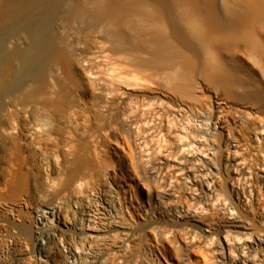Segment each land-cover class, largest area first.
<instances>
[{"label": "bare ground", "instance_id": "6f19581e", "mask_svg": "<svg viewBox=\"0 0 264 264\" xmlns=\"http://www.w3.org/2000/svg\"><path fill=\"white\" fill-rule=\"evenodd\" d=\"M32 3L48 8L52 0ZM56 4H62L65 10L78 5L85 16L98 13L93 17L88 44L78 28H70L68 37L76 56L67 52L69 68L81 73L86 98L91 99L98 88L105 96L100 112L114 111L111 101L122 104L121 115L136 133L132 142L118 141L113 146L123 159L124 168L111 172L116 189L108 190L105 206L76 172L71 176L70 191L76 199L80 224L73 223L66 212H56L55 208L61 207L56 200L47 203L44 210L37 207L43 223H51L50 228H54V223H63L82 235L76 243L65 241V255L78 260L73 264H102L115 247L127 250L138 237V231L114 205L116 192L127 208L136 206L138 195L151 197L150 186L141 183L136 191L130 181L136 170V148L141 165L163 178L166 195H175V183L182 180L188 186L190 199H200L181 211L185 219L180 227L195 232L194 236L199 231L205 233V242L210 244L221 239L214 248L219 254L218 264H262L258 249L264 246V215L260 228L253 231L246 218L233 214L225 194L222 196L215 187L212 172L218 168L213 159L220 152L229 184L237 195L244 196L246 208L252 210L257 200L264 206V193L257 185V181L264 185V0H56ZM108 9L110 12L106 13ZM58 29H65L62 22ZM124 38L134 40L138 47L117 48V42ZM150 59L158 60V66L146 62ZM49 82L41 95L46 102L57 94L56 78L50 76ZM165 99L171 100L172 105ZM36 103L8 101L3 110L8 121L1 126V133L8 140L15 124L9 115L19 110L30 120L27 136L54 141L47 121V104ZM33 107L37 114L32 116ZM78 107H68L65 124L70 125ZM181 111L197 115L199 123L178 124L174 113ZM36 147L44 164L53 162L61 170L56 153H46L37 143ZM63 148L69 158L71 148L67 143ZM46 176L48 187H54L56 178L48 171ZM218 205L227 210L220 224L214 215H208ZM154 226L147 224L143 228L146 241L159 251L163 264H175L179 255L176 242L165 232L159 243L158 235L153 237ZM106 239H119L120 244L97 251L92 248L93 243ZM167 251L172 254L167 256ZM199 257L208 263L205 254Z\"/></svg>", "mask_w": 264, "mask_h": 264}, {"label": "rangeland", "instance_id": "374dc122", "mask_svg": "<svg viewBox=\"0 0 264 264\" xmlns=\"http://www.w3.org/2000/svg\"><path fill=\"white\" fill-rule=\"evenodd\" d=\"M32 1L34 0H0V201L20 203L25 200L29 202V209L35 211L38 206L44 208L47 203L56 200L61 206L55 208L56 212H66L73 223L80 224V214L75 208L76 199L70 191L71 176L79 172L86 180V185L90 187L88 189H91L98 197V202L105 206L108 190L116 189L111 172L114 169L117 171L124 168L123 159L114 152L113 146L118 141L135 140V128L128 124L123 114L121 115L123 106L119 102L111 101V105L115 108L111 113L100 112V106L106 103L105 96L98 88L91 99L86 98L82 91L81 73L69 68L66 54L67 52L72 55L76 53L68 37L70 28H78L79 35L88 44L92 37L94 18L98 13L92 12L93 18L83 15L78 5L73 6L71 10H65L62 4H56V0H52V3L47 5L48 8L40 3L33 4ZM109 10H106V13H109ZM61 22L65 26L63 31L58 29ZM32 38H35L33 44ZM116 47L135 49L138 45L134 43V40L124 38L117 42ZM30 58L32 60H29ZM146 62L158 66V60L150 59ZM50 76L56 78L57 94L52 100L46 102L41 95L48 88ZM147 89H144V92L150 95ZM41 100L49 109L47 121L54 141L52 143L48 141V143L41 137L27 136L30 120L24 118L19 110L9 115L14 118L9 117L15 124L12 136L8 140L1 133V126L6 125L8 121L3 111L8 101L35 105L36 102L41 103ZM165 101L168 105H172L171 100L165 99ZM72 105L79 107L72 115L70 125H67L63 120L67 116L68 107ZM34 107L31 109L32 116L37 114ZM174 114L176 122L180 125L187 122L199 123L197 115L191 112L181 111L180 114L177 112ZM66 133H69L70 137L66 138ZM36 143L43 147L46 153L57 154L61 170L53 162L48 164L42 162V154L36 147ZM65 143L72 150L69 158L63 148ZM134 152L136 170L132 173L130 181L136 191L141 183L150 186L152 194L149 198L147 195H138V199L134 201L137 207L129 206L128 208L123 203L121 194L117 192L114 194L117 212L132 227L134 226V230L139 234L130 242L127 250L115 247L113 253L107 256L102 264H163L164 260L159 251L145 239L143 228L147 224H155L153 237L158 235L159 243L162 241L159 239L163 238L165 232L173 237L179 253L178 259H174L175 264H206L199 257L202 254L206 255L207 264L221 263L219 254L214 252V248L222 242L221 239H216L213 244H210L205 242L208 239L205 233L199 231L194 236L195 232L180 227L185 219L182 213L186 205L200 199L195 198L196 200L193 201L192 198L190 199L188 186L182 184V180L175 183V195H166L163 178L160 175L155 176L150 167H143L136 148ZM218 153L213 159L214 166L218 168L212 170V176L214 175L216 179L215 187L222 192V196L225 194L224 198L226 197L230 202L229 207L231 205L233 214L246 218L253 231L259 229L261 217L264 215V206L258 204L261 200L254 201L252 210L246 208L244 196L237 195L232 190L228 181L229 173L221 163L220 152ZM47 171L50 176L56 178L54 187H48ZM58 171L64 175H59ZM257 185L264 193L263 182L257 181ZM86 192L87 187L84 186L82 193ZM218 206L211 208L208 215H214L220 224L227 210ZM130 215H133V218H129ZM53 231L57 236L53 234ZM44 235L49 240L47 255L50 257L51 264L74 263V257H67L64 249L60 248L57 237L62 238L63 243L65 241L76 243L82 236L77 229H67L63 223H54V228L45 230ZM119 244V239L113 241L106 239L103 243H93L92 248L97 251L98 248ZM171 254L172 251L166 253L167 256ZM258 255L261 256L262 264H264V246L258 249Z\"/></svg>", "mask_w": 264, "mask_h": 264}, {"label": "built area", "instance_id": "2783aa9c", "mask_svg": "<svg viewBox=\"0 0 264 264\" xmlns=\"http://www.w3.org/2000/svg\"><path fill=\"white\" fill-rule=\"evenodd\" d=\"M29 206L25 200L20 203L0 201V264H51L47 255L49 240L44 235L51 223H43L38 209L31 211ZM57 238L60 248L64 249L62 238Z\"/></svg>", "mask_w": 264, "mask_h": 264}]
</instances>
